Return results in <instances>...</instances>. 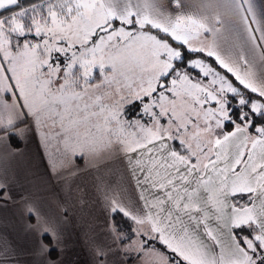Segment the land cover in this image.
<instances>
[{"label": "snow or ice", "instance_id": "6c2138e0", "mask_svg": "<svg viewBox=\"0 0 264 264\" xmlns=\"http://www.w3.org/2000/svg\"><path fill=\"white\" fill-rule=\"evenodd\" d=\"M28 136L50 171L124 165L136 195L105 193L90 264H264V0H0V149ZM13 205L35 246L0 234V264H65L63 227L0 177Z\"/></svg>", "mask_w": 264, "mask_h": 264}, {"label": "crops", "instance_id": "0c3cea01", "mask_svg": "<svg viewBox=\"0 0 264 264\" xmlns=\"http://www.w3.org/2000/svg\"><path fill=\"white\" fill-rule=\"evenodd\" d=\"M198 2L186 0L193 9ZM20 142L12 154L0 149V177L6 176L17 192L39 203L63 227L68 246L65 264H90V248L108 242L102 207L105 193L125 200L136 195L122 161L109 158L57 179L50 172L37 137L28 136ZM62 205L69 212L66 223ZM18 212L16 205L0 208V234H6L18 252H28L35 246V239L25 232ZM110 259L112 264H120L118 257ZM20 264H31V258L25 257Z\"/></svg>", "mask_w": 264, "mask_h": 264}, {"label": "rangeland", "instance_id": "374dc122", "mask_svg": "<svg viewBox=\"0 0 264 264\" xmlns=\"http://www.w3.org/2000/svg\"><path fill=\"white\" fill-rule=\"evenodd\" d=\"M37 137V140H38V142H39V144H40V147H41V149H42V151H43V153H44V156L46 157V160H47V162H48V164H49V167L51 168V165H52V163H53V160L55 159L54 157H52V156H50V151H51V149H45L44 147H43V144L40 142V140H39V138H38V136H36ZM111 158H115V156H113V157H111ZM94 164H96V163H90V162H88V161H84L83 163L80 161V159L79 158H77V160H76V166L78 167V169L80 168V167H86V166H91V165H94ZM51 173H52V175L54 176V177H62V176H67V175H69V174H67V173H74V172H72V170H71V168H68V167H60L59 166V164H57V168L56 169H54V170H52V171H50ZM126 263V262H125ZM136 264H143V262H136Z\"/></svg>", "mask_w": 264, "mask_h": 264}, {"label": "trees", "instance_id": "16d2710c", "mask_svg": "<svg viewBox=\"0 0 264 264\" xmlns=\"http://www.w3.org/2000/svg\"><path fill=\"white\" fill-rule=\"evenodd\" d=\"M18 144V147H20L21 142L19 141H13V146L15 147ZM133 264H136V262L134 261Z\"/></svg>", "mask_w": 264, "mask_h": 264}]
</instances>
